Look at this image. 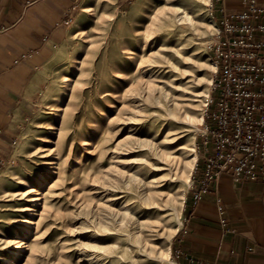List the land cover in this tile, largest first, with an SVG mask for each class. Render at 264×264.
Here are the masks:
<instances>
[{
    "label": "rangeland",
    "instance_id": "374dc122",
    "mask_svg": "<svg viewBox=\"0 0 264 264\" xmlns=\"http://www.w3.org/2000/svg\"><path fill=\"white\" fill-rule=\"evenodd\" d=\"M138 1L79 0L67 42L40 68L12 153L0 166V264H125L120 253L136 248L128 235L135 226L173 263L197 161L188 165L190 153L182 154L179 142L167 149L171 161L161 159L138 145L145 133L131 126L155 108L147 100L149 80L173 88L183 105L199 104L206 91L210 98L207 79L215 71L200 63H213L208 48L216 24L208 26L215 23L208 0L195 7L199 29L183 33L186 46L163 23L145 37L158 9L193 0H145L142 10ZM174 127L175 140H186L198 156L205 121ZM150 192L160 207L150 206L147 219L136 205ZM126 204L131 216L121 223ZM140 256L138 264H160Z\"/></svg>",
    "mask_w": 264,
    "mask_h": 264
},
{
    "label": "crops",
    "instance_id": "0c3cea01",
    "mask_svg": "<svg viewBox=\"0 0 264 264\" xmlns=\"http://www.w3.org/2000/svg\"><path fill=\"white\" fill-rule=\"evenodd\" d=\"M226 4L243 9L242 0ZM78 7L79 0H0V166L12 153L39 70L67 42ZM185 214L172 251L181 247L213 264H264V181L235 183L224 175L194 209L189 194Z\"/></svg>",
    "mask_w": 264,
    "mask_h": 264
},
{
    "label": "built area",
    "instance_id": "2783aa9c",
    "mask_svg": "<svg viewBox=\"0 0 264 264\" xmlns=\"http://www.w3.org/2000/svg\"><path fill=\"white\" fill-rule=\"evenodd\" d=\"M242 3L240 11L229 10L226 0L211 4L216 33L208 52L216 70L190 186L192 209L224 175L235 183L264 181V5ZM218 210L224 213L219 202ZM171 257L172 264H213L181 247Z\"/></svg>",
    "mask_w": 264,
    "mask_h": 264
},
{
    "label": "bare ground",
    "instance_id": "6f19581e",
    "mask_svg": "<svg viewBox=\"0 0 264 264\" xmlns=\"http://www.w3.org/2000/svg\"><path fill=\"white\" fill-rule=\"evenodd\" d=\"M201 2L208 3V0H193V2L191 3H184L182 5L175 6L174 8L162 7L158 9L152 15L150 25L147 27L146 35L144 36L149 37L154 31H159L160 28L158 27V25L159 23H163V25L172 28V37L174 38V40L178 42L181 47L186 46L187 40L185 39L183 33L188 30H191L192 32L198 31L199 19L196 15L197 12L195 10V7ZM144 3L145 0H139L134 6L135 9L142 10ZM168 11H170V13H168ZM208 26L210 28H213L215 27V23H209ZM169 33H172V31H170ZM157 34H159V32H157ZM159 37H161V35H158V38ZM203 43L204 42H201V44ZM162 45L165 44L163 43ZM174 49L177 55L182 54L179 49ZM196 63L198 64L199 61ZM170 65L176 68L174 63L171 62ZM200 66L207 67V69L211 71L216 70V66L214 63L207 62L203 63V65H201L200 63ZM170 76L171 79L170 77H167V82H169V84H173L174 86L175 78H173L172 80L173 75ZM198 81L200 82V78ZM212 81L213 80L207 79V82L209 84L213 83ZM147 85V100L150 101V103L154 105L155 108L149 111V115L146 119L139 118V121H134V125L131 126L133 127L134 131H141L145 133V138H137L136 142L140 147H148L151 152L155 151L154 154L165 161H171L170 159L172 154L171 152L167 151V149L174 148V142H179L177 143L178 150H181L182 154L190 153L188 165L194 167L198 157L196 150L193 145H188L186 140H175L177 129L174 126L179 120H183L189 123H203L205 121L203 114L208 106L209 92L206 91L202 94L203 98L198 101L199 104L190 103L189 105H183L182 102H180L172 92L173 88H169L167 86L157 87L155 82H153L152 80H149ZM192 106L196 107L197 109L193 111ZM130 180H132V178ZM156 197L157 196H155L154 192H150L149 195L142 197V201L140 204L136 205V208H141L140 211L144 213L147 219L152 217V209H150V206L160 207V202L156 199ZM117 198H119L117 197V195H112L111 200H116ZM148 199H150L151 201L149 203L147 202V204L145 200ZM171 200L172 199H170V201ZM126 202L127 201H125V203ZM130 207V204H126L124 205L122 210H120L121 214L119 216V220L121 223H125L131 216L130 212H132V210ZM103 228H107V226L104 225ZM137 229L138 227L135 226L130 230L128 234L129 237L132 238L131 243L135 245L136 248H133L132 246L126 248L120 253L119 259L121 260L123 258V262L125 264H138L141 262V260H143V257L140 256V252H144L147 256L157 258L160 264H172L170 256L165 254V252L163 251L158 252V250L154 248V242H152L149 238L143 237L142 235L140 236V233ZM87 256L91 260L95 258L92 257L91 254ZM127 256H129L128 259ZM108 264L122 263L120 261L118 263L110 261L108 262Z\"/></svg>",
    "mask_w": 264,
    "mask_h": 264
}]
</instances>
